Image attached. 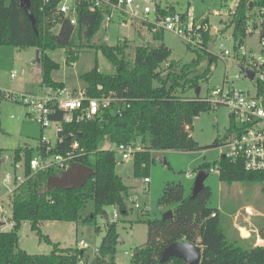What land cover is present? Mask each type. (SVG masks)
<instances>
[{
    "label": "trees",
    "instance_id": "trees-1",
    "mask_svg": "<svg viewBox=\"0 0 264 264\" xmlns=\"http://www.w3.org/2000/svg\"><path fill=\"white\" fill-rule=\"evenodd\" d=\"M30 11L35 19L34 31L30 20L20 6V0H0V46L20 49L35 48L37 62L42 70V87L62 88L63 85L51 78L59 65L52 61L47 52L58 49L69 51L76 47H86L102 29L104 14L90 10V2L82 0L76 8V26L57 12L62 0H29ZM251 4V5H250ZM264 10V0H238L228 25L232 28L236 58L238 49L251 34L245 30V22L253 9ZM146 28L145 23H141ZM57 29L56 32L54 30ZM150 30V28H147ZM151 31V30H150ZM162 32H153L155 41L161 40ZM128 44L118 42L115 46L101 43L97 50L114 68V73L105 74L99 70L97 61L88 73L80 76L87 97L97 98L114 94L121 100L91 121L63 124L53 152H66L73 142H77L86 154L76 162L92 170L84 183L76 188L50 187L49 180L59 174L53 171L40 172L27 179L16 191L12 199V228L0 232V264H77L84 257L79 248L60 249L43 237L38 225L46 221L91 224L97 215H105V207L115 206L126 214L125 197L128 188L115 173L116 157L112 149L120 144L139 142L142 151L132 159L133 176L148 178L146 175L152 161V151L193 152L200 150L193 140L190 130L193 120L212 109L211 105L198 97H184L186 92L195 91L202 80L207 79L210 65L201 76L191 75L198 65V56L179 70L177 62H169L165 76L159 71L167 62L171 52L164 45L156 48L136 47L133 58L127 53ZM211 64L215 56L204 53ZM66 60L74 62L76 56ZM172 69V70H171ZM60 117L54 116L57 120ZM237 129L230 121L227 136L214 140L210 148H218ZM43 134H41L42 136ZM14 151L13 162H21L25 175L32 158L31 150ZM219 168L218 179L222 185L235 182H257L264 194V172H247L242 163H231L220 157L213 163L202 164L198 171ZM211 197L209 187L195 198H185L181 184H167L160 202L166 206L176 204L172 217L162 221L148 220L147 241L136 249L131 264H185L181 259L170 257L161 261V252L173 243L189 242L200 247V264H264V246H255L253 233L249 238H241L235 232L226 235L221 228L219 211L207 207ZM92 203V211L82 216L87 204ZM264 213V211L262 212ZM212 214L214 216L212 217ZM23 222H29L31 229L38 231L40 239L52 244L48 255H29L18 248V230ZM264 224V219H262ZM257 236L264 240V227H259ZM119 234L116 224H107L106 232L95 254L85 264H116L115 251Z\"/></svg>",
    "mask_w": 264,
    "mask_h": 264
},
{
    "label": "rangeland",
    "instance_id": "rangeland-1",
    "mask_svg": "<svg viewBox=\"0 0 264 264\" xmlns=\"http://www.w3.org/2000/svg\"><path fill=\"white\" fill-rule=\"evenodd\" d=\"M238 0H161V7L182 15H189V21L201 30H206L207 37L203 35L202 46L212 49L215 56L210 64L204 56L203 50L186 46V42L169 31H163L161 40L153 39V32L148 30L135 20L121 24L117 18L110 23L103 24L102 29L94 36L90 44L81 47L76 44L73 50L76 54L74 62L66 63L69 53L63 49L47 52L49 58L59 65V69L52 73L51 78L62 82L69 90H84V83L80 76L88 73L97 61L99 70L105 74L114 73V68L96 49L101 43L115 46L118 42L125 41L128 44L127 53L133 58L136 47L145 46L156 48L164 45L170 50L171 55L167 62L163 63L159 71L165 76L169 69V62L178 63L175 70L183 65L190 64L198 56L200 61L192 70L191 75L201 76L210 65L207 79L199 84V99H204L211 88L218 87L227 75L228 81L237 89H249L251 82L244 78L235 79L239 73L238 61L235 58L234 40L231 37L232 28L228 25L229 15ZM8 2V0H6ZM228 10V13H227ZM248 21L253 25L259 21V10L249 12ZM149 21L153 16L149 15ZM249 22V24H250ZM211 29L214 31L211 33ZM57 29L54 30L56 32ZM161 32V31H156ZM259 31L254 30L244 40L238 49L246 59L258 56ZM222 49L230 52V56L222 58ZM172 70V69H171ZM11 74L14 77L11 78ZM42 70L36 59L35 48H16L12 46H0V90L17 94L43 93ZM184 97H196L194 91H188ZM229 112L224 106L211 109L200 114L193 120L190 134L199 145L200 150L193 152L178 151H152L149 169L146 172L149 183L143 182V176H133L132 160L121 162L115 154V173L121 178L122 183L128 188L125 197L126 214H122L115 206L105 207V215H97L91 224H75L72 222L46 221L38 227L41 235L47 237L52 244L59 241L62 248H78L80 241L87 245L84 251V260L89 261L102 240L107 224H116L119 238L115 251L116 264H131L132 256L136 249L143 247L147 241L148 220L161 219L166 211L175 209L176 204L162 205L160 202L162 192L167 184H181L185 198L191 196L195 177L199 167L204 163H213L221 157L222 150L210 148L214 140H223L227 136L229 127ZM41 134L51 144L55 142L56 126L42 129L34 119L27 115V108L21 103L9 100L0 101V195L6 190L2 186L4 176L13 174L14 151L21 150L20 155L26 149L31 150L32 157L38 155ZM137 146H140L138 142ZM105 149H112L108 145ZM21 163V162H17ZM20 165V164H18ZM22 165V163H21ZM216 169V168H215ZM21 173L22 169H18ZM58 174V173H57ZM52 187H62L58 181H51ZM204 186L209 187L211 197L207 207L219 209V218L223 233L232 235L238 233L242 237L246 232H240L239 227L257 228L263 226L258 212L264 211V194L262 185L257 182H235L231 185H222L218 174L214 171L208 174ZM134 202L141 208L146 207L148 212L141 215L140 210L134 208ZM2 218L5 220V231L12 228V202L10 199L3 200ZM92 211V203L89 202L82 216H87ZM113 214L117 215L116 221L111 223ZM107 217V219L105 218ZM242 233V235H241ZM52 244L40 239L38 231L32 230L29 222H23L18 230V248L29 255H48L52 251ZM57 245V244H56ZM58 246V245H57Z\"/></svg>",
    "mask_w": 264,
    "mask_h": 264
},
{
    "label": "built area",
    "instance_id": "built-area-1",
    "mask_svg": "<svg viewBox=\"0 0 264 264\" xmlns=\"http://www.w3.org/2000/svg\"><path fill=\"white\" fill-rule=\"evenodd\" d=\"M82 0H62L57 6V12L69 19L72 26H76V8ZM90 2V10L99 11L104 14L103 24L110 23L114 18L123 24L128 20L131 22L138 20L145 23L152 32L169 31L180 37L186 42V46L203 50L205 53L212 54V49L203 48L202 39L207 37L206 30L196 27L189 21V15H182L172 12L167 7H161V0H87ZM46 3V0L45 2ZM228 13V10H227ZM259 21L254 25L250 21L245 22V30L251 33L259 31L258 45L260 52L258 56L245 58L237 51L239 58H236L239 65V75L235 79L244 78L251 82L249 89H237L229 83L225 75L222 84L211 88L204 99L212 109L224 106L228 109L229 119L237 129L227 137L219 147L221 156L227 158L231 163L241 162L247 172H264V10L259 12ZM149 15L153 18L149 21ZM250 22V24H249ZM222 58L230 56V52L222 49ZM241 49V48H240ZM69 56H76L73 50L69 51ZM236 56V53H235ZM241 68L252 74V78L245 77ZM14 74H11V78ZM9 100L21 103L27 108V115L40 124L42 129L56 126L55 142L51 144L43 137L40 138L38 155L32 157L28 163V175H25L24 167L21 163H15L13 174H6L2 180V186L6 192L0 195V232H5V220L3 214V200L10 199L18 188L29 178L40 172L53 171L62 173L67 171L76 162V159L83 157L86 152L79 147L77 142H73L70 148L64 152H53L57 141H61L58 133L63 124L80 123L91 121L97 118L102 111L107 110L112 104L121 100L114 94L89 98L84 90H69L62 88H45L43 93L17 95L0 90V101ZM59 116L53 120L54 116ZM137 142L130 144H120L112 147L114 154L119 156L121 162L131 161L134 154L142 151V145L137 146ZM20 164V165H18ZM216 168V169H215ZM18 169H22L19 173ZM216 172L219 175V168L212 167L208 173ZM147 185L149 179H143ZM134 208L141 211V215L148 212L146 207H140L134 202ZM214 214H212V217ZM117 215L113 214L111 223L116 221ZM80 250H86L87 245L80 241ZM97 254V249L95 251ZM94 254V255H95ZM84 259H80L77 264H85Z\"/></svg>",
    "mask_w": 264,
    "mask_h": 264
},
{
    "label": "water",
    "instance_id": "water-1",
    "mask_svg": "<svg viewBox=\"0 0 264 264\" xmlns=\"http://www.w3.org/2000/svg\"><path fill=\"white\" fill-rule=\"evenodd\" d=\"M251 5V4H250ZM20 6L23 9L25 15L30 20L31 26L33 30H36L35 27V19L30 11V1L29 0H20ZM214 29H211V33ZM38 58V51L36 50V59ZM242 74L245 77L252 78V74L246 71L245 69H240ZM195 96L197 97L200 93V87H196L195 89ZM92 170L86 166L81 165L78 162H74L70 168L60 173L59 175L50 178L49 186L51 181H58L62 184V188H76L81 186L84 181L92 175ZM207 170L198 171L193 188L191 193V198H195L203 189H204V181L208 177ZM53 188V187H52ZM173 215L172 211H166L161 220L165 221L171 218ZM121 241V238L118 239V242ZM170 257H175L181 259L185 264H200L201 262V249L199 246L189 243V242H182V243H173L164 248L161 252V261H167Z\"/></svg>",
    "mask_w": 264,
    "mask_h": 264
},
{
    "label": "crops",
    "instance_id": "crops-1",
    "mask_svg": "<svg viewBox=\"0 0 264 264\" xmlns=\"http://www.w3.org/2000/svg\"><path fill=\"white\" fill-rule=\"evenodd\" d=\"M56 81V80H55ZM59 83H61L62 85H63V83L62 82H59ZM63 87H64V85H63ZM229 122H230V120H229ZM223 143V142H222ZM216 210H218L219 212H220V208L219 209H216ZM259 213V216L261 217V222H262V219H264V213H262V212H258ZM106 219H107V217H105ZM238 230L241 232H246V235L245 236H243L242 235V233H241V235H242V237L240 236V234H239V236L241 237V238H244V239H246V238H249L250 237V235H251V233H253V242H254V244H255V246H264V240H261L258 236H257V228H248V227H239L238 228ZM244 230V231H243ZM122 240V239H121ZM52 242V241H51ZM54 244H57L58 245V248H60V249H66V248H62L61 247V245H60V243H59V241H55V242H53Z\"/></svg>",
    "mask_w": 264,
    "mask_h": 264
}]
</instances>
